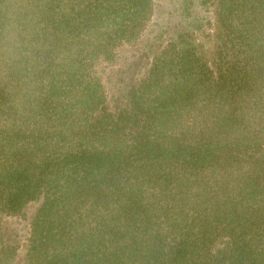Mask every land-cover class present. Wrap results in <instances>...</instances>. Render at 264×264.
<instances>
[{"label":"trees","instance_id":"trees-1","mask_svg":"<svg viewBox=\"0 0 264 264\" xmlns=\"http://www.w3.org/2000/svg\"><path fill=\"white\" fill-rule=\"evenodd\" d=\"M158 1L0 0V264L36 200L27 264H264V0H218L216 69L214 0H164L185 29L112 106L98 67L153 50Z\"/></svg>","mask_w":264,"mask_h":264},{"label":"rangeland","instance_id":"rangeland-1","mask_svg":"<svg viewBox=\"0 0 264 264\" xmlns=\"http://www.w3.org/2000/svg\"><path fill=\"white\" fill-rule=\"evenodd\" d=\"M172 5L164 0H159L156 6L154 21H159L163 25L164 33L153 50L148 48L149 31L140 40L126 45L121 52L120 60L115 64L105 63L98 67L99 75L109 97V104L114 105L119 91H121V79L127 77V71H139L142 75L144 66L157 54L166 38L175 37L178 32L185 27L177 17L169 14ZM200 14L206 15L209 24L206 25L198 35L201 39V53L206 58L210 66L216 69L217 51L223 39V28L218 20V0L211 2L206 9L198 8ZM167 31V32H166ZM142 70V71H141ZM41 206V200L31 201L26 205L22 214L9 216L1 223L2 239L11 241L16 247V256L12 264H27L26 255L30 243L31 227L33 219Z\"/></svg>","mask_w":264,"mask_h":264}]
</instances>
